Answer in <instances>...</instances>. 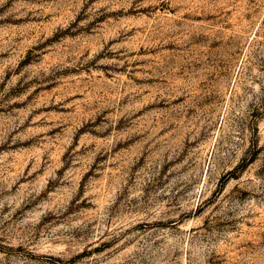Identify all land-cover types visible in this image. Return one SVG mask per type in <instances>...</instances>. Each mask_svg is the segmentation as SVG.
Instances as JSON below:
<instances>
[{
	"label": "rangeland",
	"instance_id": "1",
	"mask_svg": "<svg viewBox=\"0 0 264 264\" xmlns=\"http://www.w3.org/2000/svg\"><path fill=\"white\" fill-rule=\"evenodd\" d=\"M0 264H264V0H0Z\"/></svg>",
	"mask_w": 264,
	"mask_h": 264
}]
</instances>
